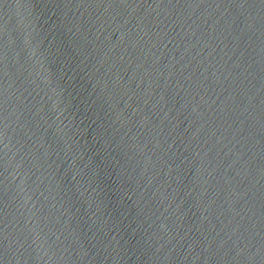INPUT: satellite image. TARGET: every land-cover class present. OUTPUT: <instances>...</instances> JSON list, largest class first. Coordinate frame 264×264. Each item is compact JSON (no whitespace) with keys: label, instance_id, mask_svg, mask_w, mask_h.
Masks as SVG:
<instances>
[{"label":"water","instance_id":"obj_1","mask_svg":"<svg viewBox=\"0 0 264 264\" xmlns=\"http://www.w3.org/2000/svg\"><path fill=\"white\" fill-rule=\"evenodd\" d=\"M0 264H264V0H0Z\"/></svg>","mask_w":264,"mask_h":264}]
</instances>
